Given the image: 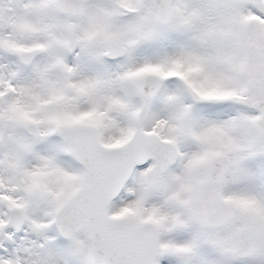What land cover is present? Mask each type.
I'll use <instances>...</instances> for the list:
<instances>
[{
	"label": "snow or ice",
	"instance_id": "6c2138e0",
	"mask_svg": "<svg viewBox=\"0 0 264 264\" xmlns=\"http://www.w3.org/2000/svg\"><path fill=\"white\" fill-rule=\"evenodd\" d=\"M0 264H264V0H0Z\"/></svg>",
	"mask_w": 264,
	"mask_h": 264
}]
</instances>
